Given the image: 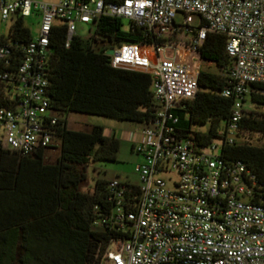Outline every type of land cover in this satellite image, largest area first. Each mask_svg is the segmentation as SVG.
<instances>
[{
	"label": "built area",
	"instance_id": "built-area-1",
	"mask_svg": "<svg viewBox=\"0 0 264 264\" xmlns=\"http://www.w3.org/2000/svg\"><path fill=\"white\" fill-rule=\"evenodd\" d=\"M177 14L184 15L183 24L176 23ZM192 15L200 17L197 26ZM33 16L39 17L38 35L16 71H6L12 69L9 31L18 17L26 21ZM104 16L128 20L165 38L185 34L190 48L180 55H167L164 48L170 44H124L112 50L114 68L151 75L159 109L134 144V151L143 158L137 167L141 185L136 212L126 200L132 186L110 182L114 209L108 223L117 232L129 234V239L113 240L102 264H264V205L256 201L263 196L258 177L242 162H230L222 154L225 146L241 140L242 122L254 111L252 103L250 110L246 108L252 86H264V0H124L115 4L0 0V20L11 22L8 34L0 37V84L5 85L0 159L3 149L33 156L53 148L60 139L62 117L47 97L50 83L45 73L52 29L57 24L67 28L69 48L78 24L93 25ZM210 34L227 38L232 67L223 96L234 104L217 138L206 148L196 149L191 140L174 135L173 125L178 122L174 110L194 100L200 90L199 49ZM173 172L179 179L170 189L164 176Z\"/></svg>",
	"mask_w": 264,
	"mask_h": 264
},
{
	"label": "trees",
	"instance_id": "trees-1",
	"mask_svg": "<svg viewBox=\"0 0 264 264\" xmlns=\"http://www.w3.org/2000/svg\"><path fill=\"white\" fill-rule=\"evenodd\" d=\"M93 26L94 36L76 35L69 48L67 28L57 24L52 29L45 73L50 83L47 97L62 117L58 130L62 147L56 163H47V150L33 156L2 150L0 264H102L113 240L129 239V234L117 232L108 223L114 209L110 182L97 181L92 193L81 190L87 180L84 170L92 162L117 161L120 140L107 136L100 126L88 133L70 130L67 116L75 113L150 124L159 109L151 75L114 68L108 53L124 44L165 47L172 38L131 22L126 28L124 20L116 17H101ZM33 37L25 19L18 17L7 38L12 46V69L6 71H16ZM226 46L225 36L207 37L199 49L200 90L194 100L174 110L178 120L174 135L191 140L196 149L209 146L220 126L231 118L234 102L223 96L232 67ZM4 86L0 84V104ZM252 89L254 111L242 122L241 140L225 146L222 154L230 162H242L258 177L263 196L256 201L264 205V86L253 85ZM194 124H210V129L192 132ZM131 186L126 200L136 212L139 188Z\"/></svg>",
	"mask_w": 264,
	"mask_h": 264
},
{
	"label": "rangeland",
	"instance_id": "rangeland-1",
	"mask_svg": "<svg viewBox=\"0 0 264 264\" xmlns=\"http://www.w3.org/2000/svg\"><path fill=\"white\" fill-rule=\"evenodd\" d=\"M194 20V26L199 24L200 17L192 15ZM39 17L33 16L27 19L26 26L31 30L34 37L38 35ZM185 17L183 14H177L176 23L183 24ZM126 28L129 25L128 20H124ZM11 22L3 23L0 20V37L7 35ZM76 34L83 39H90L95 34V27L93 25H77ZM190 39L184 34L172 37V42L167 49V55H180L183 50H189ZM151 54V51H148ZM184 54H187L186 52ZM152 56V54H151ZM192 57L194 55H188ZM153 57V56H152ZM154 59V57H153ZM200 64V61H199ZM201 65V64H200ZM207 69V68H205ZM208 70V69H207ZM213 71V70H212ZM246 108L250 110L252 108L251 99L248 98ZM68 128L73 131L91 132L93 127H103L109 136L115 135L121 143L120 151L118 153V159L116 162L104 163L101 161L92 162L84 171H86V182L83 183L81 190L84 192H93L95 184L99 180H105L108 182L119 181L123 184H131L135 186L141 185L140 176L137 173V167L143 163V158L134 151V144L139 138V134L147 129V125L135 122L120 121L116 119H110L100 116L83 115L71 113L67 116ZM225 126V123L222 124ZM210 129V124L192 125V132H207ZM256 144V142H253ZM62 147V140L57 139L54 142L53 148L49 149L47 163L55 164L60 157ZM83 170V169H82ZM164 179L168 183L170 189H174V183L178 181V175L173 172L169 176H164Z\"/></svg>",
	"mask_w": 264,
	"mask_h": 264
},
{
	"label": "crops",
	"instance_id": "crops-1",
	"mask_svg": "<svg viewBox=\"0 0 264 264\" xmlns=\"http://www.w3.org/2000/svg\"><path fill=\"white\" fill-rule=\"evenodd\" d=\"M40 1H43V2H50V3H57L58 0H40ZM107 136H109L107 133H106ZM139 139V138H138Z\"/></svg>",
	"mask_w": 264,
	"mask_h": 264
},
{
	"label": "water",
	"instance_id": "water-1",
	"mask_svg": "<svg viewBox=\"0 0 264 264\" xmlns=\"http://www.w3.org/2000/svg\"><path fill=\"white\" fill-rule=\"evenodd\" d=\"M113 55H114V51H110L109 56H113Z\"/></svg>",
	"mask_w": 264,
	"mask_h": 264
}]
</instances>
